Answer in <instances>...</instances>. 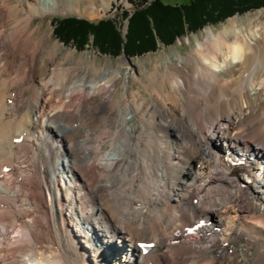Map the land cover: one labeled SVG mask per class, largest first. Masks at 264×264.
Returning <instances> with one entry per match:
<instances>
[{
    "label": "bare ground",
    "instance_id": "bare-ground-1",
    "mask_svg": "<svg viewBox=\"0 0 264 264\" xmlns=\"http://www.w3.org/2000/svg\"><path fill=\"white\" fill-rule=\"evenodd\" d=\"M8 1L0 0L12 23L0 24L9 41L0 43V264H264V23L206 27L187 56L155 68L153 97L136 102L130 67L97 71L72 51L57 56L49 34L20 52L40 28L30 26L34 3L48 14L60 2ZM212 145L245 155L242 165H211ZM205 214L213 222L197 230L201 241L170 244ZM141 242L154 247L142 255Z\"/></svg>",
    "mask_w": 264,
    "mask_h": 264
},
{
    "label": "rangeland",
    "instance_id": "rangeland-1",
    "mask_svg": "<svg viewBox=\"0 0 264 264\" xmlns=\"http://www.w3.org/2000/svg\"><path fill=\"white\" fill-rule=\"evenodd\" d=\"M149 1H152V0H147L146 4ZM161 1L165 4L173 5V4L184 3L187 0H161ZM8 2L17 5L16 0H9ZM34 2H35L34 0H28V1L24 0L23 3L20 5H17V7H18V9L29 8L30 6L33 5ZM59 2H60V5H59L58 9L55 6H54V8H51V5H47V7H50L48 14H45L42 12V8H41L42 6L35 7V3H34L35 11L39 12V15L36 16V14H35V16L33 18H31L32 24L30 23V26L31 27L40 26V28L36 33H34V36H32V39L27 41V44L22 46V44H21L22 41L18 44L19 47L22 46V49L20 50V52L27 55L26 48L28 46H32L34 39L36 41V40L40 39V37H42L43 35L49 34V36L47 37V40L50 42H57V44L60 46V50H58L56 52L57 56H62L63 52H65V51H72L75 59H77V60H80L81 58L85 59V62H86L85 64L88 67H91L97 71L101 70V69H105V70H108L109 72L112 73L115 70H117L119 66H121L122 68L130 67L131 72L128 73L129 77L127 78L126 88H127L128 93H136L134 98H132L136 102H140L146 98H150V96L153 97L151 95L152 91L149 90V88L147 89L146 87L149 84V82H151L152 80H153L154 85L157 84V83H155L157 81V79H155L152 76L153 75L152 72L155 71V68H157V67L163 68L165 66V63H164L165 59L168 61L166 64L171 66L172 64H174L176 62L177 58H180V57L183 58V57L187 56V54L190 51H192V49L197 45V43L202 40V36L203 37L205 36L203 31L206 29V27H210L212 29H219L223 24L227 23L232 18L236 19V18H244V17H245L244 25H249V24L253 25L255 23L256 24L258 23L257 25L260 26L264 23V9H258V10H254L251 12H247L243 15H234L230 18H227L222 23L216 24L215 26H206L197 32L186 33V34L176 38L174 40V42L168 46H164L161 43L156 42L155 50L152 52H148V53H145L142 55H137V56L135 55V56H131V57H128L126 55L124 56L122 53H119L116 56L115 55L109 56L108 54H106V55L100 54L96 49L90 47V42H88L87 45L80 51L75 50L71 44H63V43L59 42L57 39H55V36L51 32L52 27H53L51 22L53 19H58V18H62V17H75V18H79V19H85L89 22H95V21H98L101 19H111L115 23L116 27L119 29V32L123 35L126 23H125V19H121L120 13L122 11L123 12L124 11L131 12L133 10V5L128 4L126 0H69L68 2L66 0H59ZM132 3H134V5H135V3L137 4V0H132ZM63 4H66V5L61 6ZM68 7H70V8L67 9ZM92 8L97 9V10L92 11ZM98 9H100V10L98 11ZM53 10H56V12L50 13ZM43 14H45V15H43ZM0 22H1L0 24H2L3 29H6L9 25L12 24L9 21L6 22V19L3 15V9L2 8H0ZM201 33H203L202 36H201ZM3 34H5V33H2L0 35V43H2V44L9 42L6 39V34L5 35H3ZM16 54H18V53H16ZM123 60L125 62H123ZM40 80H39V78L34 79V95H36V93H38V91H39V89H38L39 83L41 81L45 82V79L44 80L42 79L41 81ZM252 87H254V85ZM122 90H123L122 88H118L116 90V92L114 93V97L117 99H120L121 98L120 92H122ZM12 93H18L19 95L23 94L21 91H17V92L9 91L6 93V95H11ZM25 94H27L26 98L28 97L29 99L33 100L35 103V98H33V95L31 93L26 91ZM35 97H37V96H35ZM2 98H3V96H2ZM2 98H1V100H2ZM117 110L118 109L113 108L111 111V114L114 115L117 112ZM19 126H20V124H19ZM15 128L18 129V127H15ZM21 129H22V126L19 127V130H21ZM95 131H97V129H95ZM170 132H172V131L170 130ZM68 133H69V131H68ZM72 133L68 134L67 139L71 138L73 140V143H75L74 141L77 139H83L84 138V136L83 137L81 136L82 137L81 138L80 136H77L76 133H74V132H72ZM152 133H153V131L151 133L149 132L147 134H148V136L152 137L153 136ZM75 135H76V138H75ZM168 136H169V139L172 138L170 133H168ZM88 138L90 140V137H88ZM90 141L93 142L92 138ZM185 145H186L185 148H188V149H189V147L192 148L190 145V142H187ZM94 147H95L94 144H92L91 148L94 149ZM211 147L219 149L215 145H212ZM195 155H196V153H195ZM209 157L217 158V156H209ZM209 162H210V160H209ZM89 235H90V233L87 234V236H89ZM191 241H194V240H191ZM115 246L123 247L124 249L130 248L129 242H126L124 240H121L120 243L117 240V242H115V244H114V247ZM226 247H228V244L226 245ZM130 249H132V248H130ZM233 249L234 248L229 249L228 253L232 254Z\"/></svg>",
    "mask_w": 264,
    "mask_h": 264
},
{
    "label": "trees",
    "instance_id": "trees-1",
    "mask_svg": "<svg viewBox=\"0 0 264 264\" xmlns=\"http://www.w3.org/2000/svg\"><path fill=\"white\" fill-rule=\"evenodd\" d=\"M125 19V32H119L111 19L89 22L71 17L53 19V35L63 44L82 50L88 42L100 54L128 57L155 50L156 42L164 46L186 33H194L205 26H215L233 15H243L264 9V0H187L181 4H165L161 0L132 3ZM128 14V15H127Z\"/></svg>",
    "mask_w": 264,
    "mask_h": 264
}]
</instances>
